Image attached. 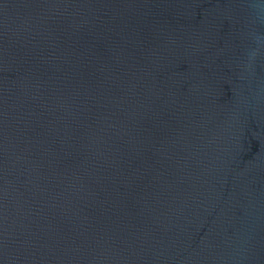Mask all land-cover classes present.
<instances>
[{
  "label": "water",
  "instance_id": "obj_1",
  "mask_svg": "<svg viewBox=\"0 0 264 264\" xmlns=\"http://www.w3.org/2000/svg\"><path fill=\"white\" fill-rule=\"evenodd\" d=\"M0 264H264V0H0Z\"/></svg>",
  "mask_w": 264,
  "mask_h": 264
}]
</instances>
